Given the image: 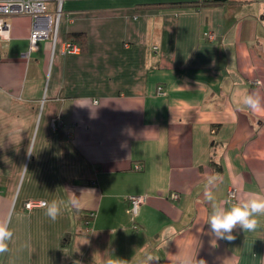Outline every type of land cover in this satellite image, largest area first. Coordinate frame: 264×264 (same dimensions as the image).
<instances>
[{
	"label": "crops",
	"instance_id": "1",
	"mask_svg": "<svg viewBox=\"0 0 264 264\" xmlns=\"http://www.w3.org/2000/svg\"><path fill=\"white\" fill-rule=\"evenodd\" d=\"M178 1L192 0H62L55 40L32 48V18H7L0 264H264V226L216 239L203 195L212 174L222 205L230 188L264 195V0L152 5ZM131 195L145 196L135 215ZM52 200L55 221L24 206Z\"/></svg>",
	"mask_w": 264,
	"mask_h": 264
},
{
	"label": "clouds",
	"instance_id": "2",
	"mask_svg": "<svg viewBox=\"0 0 264 264\" xmlns=\"http://www.w3.org/2000/svg\"><path fill=\"white\" fill-rule=\"evenodd\" d=\"M242 105L245 108L253 111L261 108V102L258 95L245 94L242 97ZM221 180L219 174L209 175L204 185V199L211 205V211L207 218V225L209 227L210 234L216 239L234 240V230L242 229L244 232L256 231L261 226H264V222L261 221V217H264V195L258 193L251 194L248 198L234 201L230 196L226 199L222 205L217 201L214 188ZM63 202L52 200L45 203V214L55 221L61 214V207ZM13 239V232L5 222H0V255H3L9 251V242ZM215 244V241H213ZM159 257L147 255L141 264H157ZM78 264V262H77ZM107 264H127V261L119 260L113 262L108 260ZM197 264H206L203 259L197 261Z\"/></svg>",
	"mask_w": 264,
	"mask_h": 264
},
{
	"label": "built area",
	"instance_id": "3",
	"mask_svg": "<svg viewBox=\"0 0 264 264\" xmlns=\"http://www.w3.org/2000/svg\"><path fill=\"white\" fill-rule=\"evenodd\" d=\"M50 0H0V39H7L9 36V24L7 18L14 15H28L33 20V27L29 36L30 48L35 47L36 41L40 38L52 37L53 41L56 38L58 20L61 14V2L62 0H56L57 7L54 11V16L47 12V3ZM211 38V37H210ZM66 50L70 47V44L65 45ZM153 50L156 51L157 47L154 46ZM26 56V55H24ZM157 94H164L162 87L157 88ZM57 123L51 122V127L55 129ZM134 169H139L138 165L134 166ZM176 197V195H173ZM227 196L234 198L235 191L233 188L228 189ZM128 202L129 212L135 215L139 209V206L144 202V195H131L126 198ZM43 201H27L25 208H33L44 206ZM92 216V213H90Z\"/></svg>",
	"mask_w": 264,
	"mask_h": 264
},
{
	"label": "trees",
	"instance_id": "4",
	"mask_svg": "<svg viewBox=\"0 0 264 264\" xmlns=\"http://www.w3.org/2000/svg\"><path fill=\"white\" fill-rule=\"evenodd\" d=\"M231 2V0H192V1H178V2H167L152 4L153 6H173V7H201L205 5H223Z\"/></svg>",
	"mask_w": 264,
	"mask_h": 264
}]
</instances>
